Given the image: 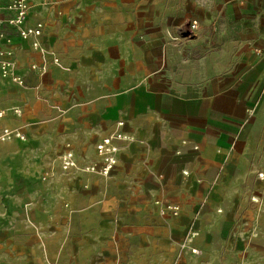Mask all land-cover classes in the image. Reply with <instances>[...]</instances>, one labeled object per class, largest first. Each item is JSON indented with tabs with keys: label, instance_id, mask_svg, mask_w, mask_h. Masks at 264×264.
Masks as SVG:
<instances>
[{
	"label": "crops",
	"instance_id": "crops-1",
	"mask_svg": "<svg viewBox=\"0 0 264 264\" xmlns=\"http://www.w3.org/2000/svg\"><path fill=\"white\" fill-rule=\"evenodd\" d=\"M30 2L39 47L12 31L6 45L25 86L0 81V133L24 129L34 149L14 159L22 146L0 142V196L18 159L28 206L0 261L264 264V0ZM116 131L133 140L110 177L79 174L85 207L60 172L37 178L48 146L85 166Z\"/></svg>",
	"mask_w": 264,
	"mask_h": 264
},
{
	"label": "rangeland",
	"instance_id": "rangeland-1",
	"mask_svg": "<svg viewBox=\"0 0 264 264\" xmlns=\"http://www.w3.org/2000/svg\"><path fill=\"white\" fill-rule=\"evenodd\" d=\"M32 69L33 65L30 66ZM17 69H15V74L23 81V83H18V82H14L12 79L8 78L7 79H3L4 81H10L13 84L19 86V87H24L25 86V80L24 78L18 74V72L16 71ZM0 111H5L4 116L5 117L7 114V110H0ZM16 116L20 117L22 115V109L21 108H15L14 112H13ZM0 116V118H2ZM113 119H118V118H113ZM120 122H117V127L120 128ZM6 129V128H5ZM3 129L0 133V142H6V141H16V143L20 146H22L20 149L15 148L14 150H12V154L14 155L15 153V158H20L23 160H26V158L28 156H31L33 154L32 150L34 149H29L28 145L29 144V137L27 136V133L24 131V129L21 128H15V129H11V128H7L10 131H12V136L10 139L8 140H3L2 136H3ZM117 132V131H116ZM17 133H21L25 136V139H21L16 137ZM115 133V132H114ZM98 143V142H97ZM124 143V142H123ZM24 147V148H23ZM35 151H37V147L35 148ZM67 151H72L75 157V161H76V166H74L73 168L70 169H64L63 168V164H62V158L63 155L65 154V152ZM46 158H47V164H46V169H44L42 171V174L37 177L39 179H41V181H46L49 182L50 178H54V175L58 172H60L63 177H64V181H63V187L67 190H70V194L73 195V200L75 201L76 206L78 207H85L89 201H92V194L89 191L90 188H92V185H88V184H81L80 182H78L79 180V174L81 172H87V173H93L96 175H99L103 178H108L112 175V173L114 172L115 168H117V164H118V159H117V163L115 165V168H113L111 171H109V174L107 175H103L99 172V169L101 167V161L100 159L97 161H93V163H89L87 165H80L76 156V153L74 151V148H72V146L70 144H66L64 147L62 148H54L53 146H48L46 149ZM12 160L10 163V184L8 186V188H10L11 191V195H4V196H0V210H3L2 215H0V242H2V244L4 242H6L7 238L10 237H15L17 234V226L18 224H22V222L24 221V219H26V208L28 206V203L24 202V198L22 196L23 194V190L26 188V185L24 183V179H23V174L21 172L20 167L22 166V162L20 160L17 159V161ZM21 165V166H20ZM96 165V169H92V167H94ZM89 168V170H88ZM95 186V185H94ZM1 187V186H0ZM5 187V186H3ZM100 201L102 203V199L100 198ZM68 203V202H67ZM67 203H64V205L66 206ZM70 206V204H69ZM67 207V206H66ZM69 209V207H67ZM6 209H8L9 214L6 215ZM128 219L131 216H126ZM16 227V228H15ZM46 235L45 236H52L54 233V230H46ZM12 262H8V261H0V264H11ZM49 264H55L54 262H48Z\"/></svg>",
	"mask_w": 264,
	"mask_h": 264
},
{
	"label": "built area",
	"instance_id": "built-area-1",
	"mask_svg": "<svg viewBox=\"0 0 264 264\" xmlns=\"http://www.w3.org/2000/svg\"><path fill=\"white\" fill-rule=\"evenodd\" d=\"M47 1V0H46ZM32 3L30 0H0V81L10 78L14 82L23 83L20 76L15 74V65L12 59L13 52L7 48V44L11 42V31L17 34L23 40H31L34 48L39 47V38L44 32V23L37 21L35 24H29V18L32 11ZM192 29L197 27V22L194 21L191 24ZM33 68L36 66L33 65ZM5 111H0V116H4ZM123 126V122L119 123ZM12 131L5 129L2 139L8 140L12 136ZM16 137L25 139V136L21 133H17ZM133 140L127 134L121 131H117L109 136L102 138L96 144V151L101 161V167L99 172L103 175L109 174L117 163L118 154L121 150V144L126 140ZM62 164L64 169H70L76 166L75 157L72 151H67L63 155ZM96 169V165L92 167ZM89 170V168H88ZM263 177V174H260ZM179 206L166 205L161 209V214L166 215L167 212H171L174 216L179 215ZM198 253V250H192Z\"/></svg>",
	"mask_w": 264,
	"mask_h": 264
}]
</instances>
